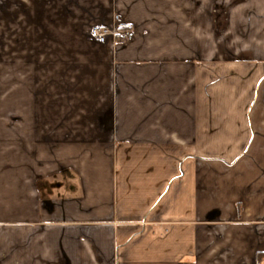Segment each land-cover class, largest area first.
Instances as JSON below:
<instances>
[{"label":"crops","instance_id":"crops-1","mask_svg":"<svg viewBox=\"0 0 264 264\" xmlns=\"http://www.w3.org/2000/svg\"><path fill=\"white\" fill-rule=\"evenodd\" d=\"M0 264H264V0H0Z\"/></svg>","mask_w":264,"mask_h":264},{"label":"built area","instance_id":"built-area-1","mask_svg":"<svg viewBox=\"0 0 264 264\" xmlns=\"http://www.w3.org/2000/svg\"><path fill=\"white\" fill-rule=\"evenodd\" d=\"M134 35L130 28L121 26H101L94 25L89 29L88 38L92 47H100L109 37H119L121 39H129Z\"/></svg>","mask_w":264,"mask_h":264},{"label":"trees","instance_id":"trees-1","mask_svg":"<svg viewBox=\"0 0 264 264\" xmlns=\"http://www.w3.org/2000/svg\"><path fill=\"white\" fill-rule=\"evenodd\" d=\"M261 256V254L258 255V258Z\"/></svg>","mask_w":264,"mask_h":264},{"label":"rangeland","instance_id":"rangeland-1","mask_svg":"<svg viewBox=\"0 0 264 264\" xmlns=\"http://www.w3.org/2000/svg\"><path fill=\"white\" fill-rule=\"evenodd\" d=\"M94 26V25H93ZM91 28V27H90Z\"/></svg>","mask_w":264,"mask_h":264}]
</instances>
